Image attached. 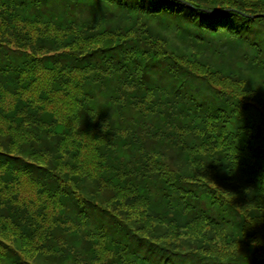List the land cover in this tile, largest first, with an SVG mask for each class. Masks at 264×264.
Wrapping results in <instances>:
<instances>
[{
  "label": "trees",
  "instance_id": "16d2710c",
  "mask_svg": "<svg viewBox=\"0 0 264 264\" xmlns=\"http://www.w3.org/2000/svg\"><path fill=\"white\" fill-rule=\"evenodd\" d=\"M240 1L0 0V223L36 252L0 239V264L264 255V88L219 82L228 50L264 81V0Z\"/></svg>",
  "mask_w": 264,
  "mask_h": 264
},
{
  "label": "rangeland",
  "instance_id": "374dc122",
  "mask_svg": "<svg viewBox=\"0 0 264 264\" xmlns=\"http://www.w3.org/2000/svg\"><path fill=\"white\" fill-rule=\"evenodd\" d=\"M240 1V0H238ZM245 4H253V5H257L259 4V0H243ZM242 2V1H240ZM261 29V28H260ZM262 30V29H261ZM230 52V53H229ZM219 62L221 63H224L227 65V68L228 70L230 71H235V72H240L243 77H240L238 79V86L241 88V89H244L241 94H238V93H235V92H232L233 88L230 87V85L232 87H235L236 88V85L234 80H231V79H227V80H224V79H220L219 78V82H225L227 85H228V89L226 88V90L231 93V94H235L245 100H255L257 97H254V93L255 91L254 90H259L264 88L263 84H264V81L262 80L261 78V73L258 71V70H255V68L253 67H250L249 65H247V63H245L240 57H238V54L236 52H234V50H228L227 52H224V54H222L220 57H219ZM239 88V89H240ZM256 90V91H257ZM234 91V90H233ZM250 93H252L253 95H251ZM262 93V98H263V101H261V107L264 109V93ZM261 114L264 115V112H261ZM260 114V115H261ZM98 173H93V175H96ZM241 188H238L236 186H234L231 191L229 192L232 197H233V200L237 198L235 197V195H237V192L238 190H240ZM228 192V191H227ZM134 214V213H133ZM1 220V219H0ZM5 224V223H4ZM2 223H0V239L3 240L4 242H6V244H12L14 246H18V245H21L20 247H22L21 251L20 250V253H21V256L22 258L25 257V258H30L31 261H33L34 257L36 256V252L32 249H34L35 247L31 244H29V246H26V244L24 242H21L22 244L18 243L16 239H14V236H13V233L17 234L16 230H14L12 227L8 226V225H4ZM151 226V225H149ZM152 226H155L154 224H152ZM3 229V230H2ZM190 235L188 234H185L182 230H177L176 231V235H174L171 239H165V241L167 243H171L173 245H176V243L179 244V240L180 241H185L187 243V245L191 246L192 243H191V240H190ZM156 239H162L161 237H156ZM2 250H5L3 247H0ZM200 248H203V246L201 245ZM204 250V248H203ZM221 253H223L222 255H226L227 257H231V254H230V250L228 248L227 250V254L225 252L224 249H220L219 250ZM250 264H264V255L263 253H256L254 254L251 258H250Z\"/></svg>",
  "mask_w": 264,
  "mask_h": 264
},
{
  "label": "clouds",
  "instance_id": "9594fccd",
  "mask_svg": "<svg viewBox=\"0 0 264 264\" xmlns=\"http://www.w3.org/2000/svg\"><path fill=\"white\" fill-rule=\"evenodd\" d=\"M91 115H92V117H93V120H95V115H96V113L93 111L92 113H90Z\"/></svg>",
  "mask_w": 264,
  "mask_h": 264
}]
</instances>
